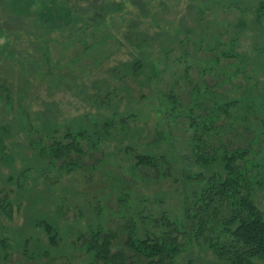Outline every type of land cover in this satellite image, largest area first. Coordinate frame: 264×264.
<instances>
[{"label": "rangeland", "instance_id": "obj_1", "mask_svg": "<svg viewBox=\"0 0 264 264\" xmlns=\"http://www.w3.org/2000/svg\"><path fill=\"white\" fill-rule=\"evenodd\" d=\"M213 1L143 0L145 7H140L135 0H69L81 19L100 12L105 15L103 21L111 30L97 42L96 48L102 51L99 58L91 50L57 40L55 31L52 51L58 62H38L34 70L32 62L1 59L0 127H14L10 136L6 133V148L0 156V264H105L95 261L87 248L98 225L104 233L113 234L112 250L122 253L127 264H146L145 257L127 246L128 237L131 232L138 238L148 232L160 234L167 221L173 222L171 230H177L182 245L168 264H229L203 243L188 238L181 224L185 209L193 206L191 194L201 189L192 177L221 173L224 164L219 159L211 164L197 160L187 109L179 118L166 117L157 109L161 97L172 91L184 104H193V88L203 82L230 102L264 85V70L256 73L264 62V17L251 25L252 12L243 35L233 43L232 24L242 10L218 7ZM259 1L264 0H244L246 6L254 7ZM111 3L123 6L112 11ZM200 23L208 33L201 32ZM183 25L189 32L180 36L183 45L170 43V68L166 69L162 34ZM217 29L220 43L213 40ZM183 49L189 51L188 63L174 64ZM220 53L231 59L222 56L216 68L204 71L203 62L217 59ZM141 56H146L149 66H157L161 79L149 80L143 71L138 77ZM231 62L236 67L227 70ZM15 118H22L23 129ZM106 127L110 133L105 135ZM70 131L86 133L78 138L82 153L52 159L49 145L54 139L68 142L65 135ZM240 135L241 131L230 132L225 142L240 145ZM159 136L165 138L155 141ZM258 144L252 153H259L263 163L264 143ZM218 147L217 143L208 146L205 152L219 157L214 150ZM139 154H152L158 160L162 155L164 160L157 167H139ZM255 199L264 210V181ZM47 226L53 228L52 239Z\"/></svg>", "mask_w": 264, "mask_h": 264}, {"label": "trees", "instance_id": "obj_2", "mask_svg": "<svg viewBox=\"0 0 264 264\" xmlns=\"http://www.w3.org/2000/svg\"><path fill=\"white\" fill-rule=\"evenodd\" d=\"M135 2L138 6L145 7L143 0H135ZM213 4L225 9L235 6L242 10L232 24L234 26L232 32L236 36L233 43L243 35V27L247 25V18L250 19L252 12L254 16L253 21H249L251 25L261 22L264 17V1H259L256 7L252 3L246 6L247 2L244 0H235V2L214 0ZM122 6V3L108 4V8L112 11ZM76 9L70 5L69 0H0V38L4 37L3 42L0 41V61L5 58L8 62H32L30 67L34 70L38 69V62H53L52 44L54 42L51 35L55 31L59 33L57 40L79 46L85 52L91 50V55L99 58L102 51L96 48L97 42L111 30L110 26L103 21L105 15L100 12L94 17L90 15L87 19H81L77 16ZM200 11L204 13L202 8ZM199 21H203V18L200 17ZM184 28L183 25L172 33L162 34L164 36L161 48L164 50L163 59L167 65L166 69L170 68V62H167L172 51L170 43L175 41L183 45L184 41H180V36L189 32ZM201 32L208 33V30L201 28ZM201 35L206 36V34ZM221 39V33L217 29V33L213 34V40L215 43H220ZM204 41L203 39L199 41L197 45L199 49L202 48ZM143 42L150 44L148 39L145 41L143 38ZM30 49L35 51L30 52ZM181 54L174 64L188 63L189 51L183 49ZM197 56L198 54H195L194 58ZM222 56L231 59L228 54L220 53L217 59H207L203 62L204 71H212L216 68L220 63L218 61L224 58ZM144 59L141 56L138 77L143 71L144 74L148 72L149 80L157 77L161 79L162 74L161 71H156L157 66H149ZM78 60L80 59L73 61ZM54 62L58 61L54 60ZM238 63L245 64V62ZM230 64V68L225 67L227 70L236 67V62ZM260 64L262 65L258 66L257 74H262L264 70V62ZM187 67L192 65L188 64ZM217 69L218 73L226 74L225 69ZM201 71L205 74L203 70ZM233 74L237 76L235 71ZM188 76L189 70L186 71L185 78L187 79ZM175 83H179V77ZM202 84H195L193 88V104H184L178 94L172 91L171 94L161 97L157 108L159 112L166 114V117L172 118H179L184 112L183 108L187 109L189 127L194 130L192 150L197 160H202L204 164H211L219 159L224 164L221 173L209 177H192L194 181L201 183V189L193 192L189 198L193 206L185 209L181 223L182 229L188 238L195 239L197 243H203L221 261L229 264L264 263V210L255 199L257 190L264 181L262 170L264 162L259 160V153H252L254 147L259 145L258 143H264V85L262 84L257 91L250 89L249 93L239 101L230 102L223 99L221 93L212 92L211 87L206 83ZM255 87L257 88V85ZM259 115L261 118L258 121ZM15 120L20 128L25 127L22 118H15ZM252 120H256V123ZM122 123H125V120H122ZM13 127V125L8 128L0 127V156L6 148V133L10 136ZM240 131L241 140L238 139L239 142L241 141L240 145H229L225 142L230 132L239 134ZM107 133H110L109 127L105 128V135ZM79 135L84 137L86 133L73 134L70 131L65 135L68 139L66 143L61 139H54L48 148L50 157L54 160H63L67 159L73 151L82 153L78 141ZM164 138L159 136L155 138V141L158 142ZM42 142L43 138H41ZM216 143L219 147L214 150L217 154L220 152V155L211 158L205 149ZM33 144L36 145V143ZM262 150L264 152V148ZM158 157L159 160H164L162 155ZM137 159L139 167L159 165V160L152 154H139ZM172 224L173 222L167 221L160 234L148 232L143 238H138L135 232H131L127 246L137 255L145 257L146 264L174 262L182 245L178 233L175 232L177 230H171ZM45 229L52 239L53 228L47 226ZM112 238L113 234L104 233L102 226L98 225L92 230L87 248L93 252L95 261H103L105 264H127L122 253L113 252Z\"/></svg>", "mask_w": 264, "mask_h": 264}]
</instances>
